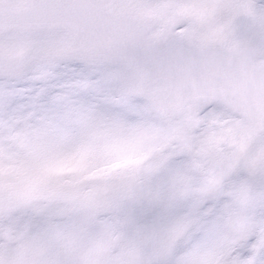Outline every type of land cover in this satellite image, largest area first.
<instances>
[{
	"label": "snow or ice",
	"instance_id": "snow-or-ice-1",
	"mask_svg": "<svg viewBox=\"0 0 264 264\" xmlns=\"http://www.w3.org/2000/svg\"><path fill=\"white\" fill-rule=\"evenodd\" d=\"M0 264H264V0H0Z\"/></svg>",
	"mask_w": 264,
	"mask_h": 264
}]
</instances>
